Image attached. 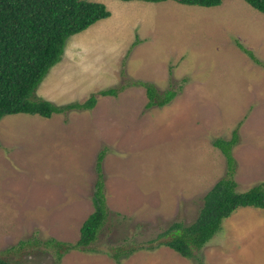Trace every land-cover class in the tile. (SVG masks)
<instances>
[{"label":"rangeland","instance_id":"obj_1","mask_svg":"<svg viewBox=\"0 0 264 264\" xmlns=\"http://www.w3.org/2000/svg\"><path fill=\"white\" fill-rule=\"evenodd\" d=\"M88 1L102 3L109 16L67 38L34 94L55 105L93 96V107L0 118V257L10 264H115L108 254L121 246L137 249L119 264H264V210L237 209L190 258L153 241L173 222L190 224L224 175L214 139L236 132V191L264 184V14L242 0L212 7ZM137 82L175 95L146 107ZM112 87L115 96L98 94ZM99 151L104 225L93 251L70 250L56 262L41 243L77 239L92 210Z\"/></svg>","mask_w":264,"mask_h":264},{"label":"trees","instance_id":"obj_2","mask_svg":"<svg viewBox=\"0 0 264 264\" xmlns=\"http://www.w3.org/2000/svg\"><path fill=\"white\" fill-rule=\"evenodd\" d=\"M164 2L167 0H119ZM182 5L200 7L217 6L222 0H170ZM254 10L264 14V0H242ZM109 16L102 3L88 0H0V118L5 115L24 113L49 118L51 114L64 110L91 109L95 98L85 101L55 105L37 97L34 92L48 70L61 59L68 37L85 30L96 21ZM235 45L255 64H261L237 41ZM264 67V65H263ZM144 89L146 107L165 105L175 95L166 90L160 96L147 82L136 83ZM117 89L100 90L101 96H115ZM235 130L228 140L216 138L211 145L217 148L225 161L224 175L202 196V202L194 220L188 225L171 223L153 240L156 246H165L183 258L192 257L219 229L221 222L240 208L264 210V184L258 183L245 191L235 190L233 180L234 159L231 147L235 144ZM103 152L99 151L94 162L95 180L91 195L92 210L81 222L78 237L73 243L46 239L42 245L54 251L55 261L70 250L93 251L90 247L104 225L107 208L103 194V178L100 162ZM161 238V240H160ZM152 241V242H153ZM31 244V239L19 241L3 254ZM136 247H115L109 257L115 264L129 256ZM0 264H10L0 257Z\"/></svg>","mask_w":264,"mask_h":264}]
</instances>
